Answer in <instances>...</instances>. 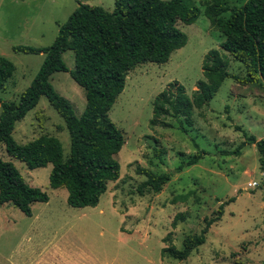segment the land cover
Returning <instances> with one entry per match:
<instances>
[{
    "label": "rangeland",
    "instance_id": "374dc122",
    "mask_svg": "<svg viewBox=\"0 0 264 264\" xmlns=\"http://www.w3.org/2000/svg\"><path fill=\"white\" fill-rule=\"evenodd\" d=\"M78 1L106 11L113 8L112 0H0V56L14 65L0 90V101L17 100L44 56L15 52L13 46H48ZM185 1L200 8L193 23H177L186 36L185 44L171 52L165 62H143L129 70L122 91L108 110V118L124 142L114 155L119 164L118 178L107 183L95 206H68L66 190L48 186L51 164L28 169L8 156L0 144V159L11 162L29 186L48 196L46 202L30 205L29 216L9 203L0 205V264L262 263L264 172L255 145L244 138H264V93L232 78L245 75L243 65L224 53L226 71L232 76L222 81L206 105L192 110V125L185 127V132L179 128L181 117H165L170 126L149 125L154 96L174 80L190 95L202 79L203 55L209 49L220 50L223 36L203 15V0ZM220 1L233 6L244 0ZM61 57L66 68L72 69V52L66 50ZM48 81L79 116L84 93L68 72H54ZM42 134L56 137L62 157L68 154L63 120L44 96L14 123L11 132L19 144ZM154 150L160 151V159ZM197 150L204 154L194 164L173 171ZM136 166L171 175L159 192L139 193L137 187L145 177L136 173ZM182 194H186L185 200H174ZM224 202L222 214L208 227L204 242L185 259L160 256L166 233H171L170 241L180 248L183 236L199 232L203 218L213 216ZM180 211L187 216L171 228L173 215Z\"/></svg>",
    "mask_w": 264,
    "mask_h": 264
},
{
    "label": "trees",
    "instance_id": "16d2710c",
    "mask_svg": "<svg viewBox=\"0 0 264 264\" xmlns=\"http://www.w3.org/2000/svg\"><path fill=\"white\" fill-rule=\"evenodd\" d=\"M112 1L111 11L78 1L46 47L13 46L15 52L43 53L44 56L17 100L0 101V144L5 153L28 169L51 164L48 186L52 189L63 187L65 202L73 208L95 206L107 183L118 178L119 164L114 155L124 140L108 118V110L122 91L126 74L143 62H165L171 52L186 42L177 23L191 24L200 12L197 5H190L185 0ZM202 4L203 15L210 26L223 36L220 50L209 49L203 55L202 79L196 82L190 95L174 80L154 96L150 126H170L165 117H181L179 128L185 132V127L192 125V110L206 105L222 81L232 76L226 71V54L240 62L245 70L244 76L232 78L244 85H254L264 93V0H244L233 6L220 0H203ZM223 13L227 15L223 16ZM66 50L73 54V68L69 70L61 57ZM13 70L12 62L0 56V90ZM58 71H67L83 90L84 107L79 116L74 115L70 102L48 81L49 76ZM40 96L45 97L63 120L69 139L65 157H62L60 142L54 136L42 134L22 144L12 138L14 123L36 105ZM244 139L255 145L258 164L264 172V138L255 140L249 135ZM241 146L242 143L238 148ZM233 152L237 153V150ZM159 154V150H154L157 159H160ZM202 154V150H197L186 160H181L173 171L194 164ZM135 170L145 177L137 187L139 193L159 192L171 175L170 172L156 174L139 166ZM47 199L44 191L24 181L11 162L0 159V205L9 203L29 216L33 202H46ZM176 199L183 201L186 194L177 195ZM224 204L226 202L219 204L213 216L203 218L204 225L199 232L185 234L180 248L170 241L171 233H166L161 240L166 245L160 248V256L185 259L204 242L208 227L219 219ZM186 216L185 211L175 213L170 221L171 228Z\"/></svg>",
    "mask_w": 264,
    "mask_h": 264
},
{
    "label": "built area",
    "instance_id": "2783aa9c",
    "mask_svg": "<svg viewBox=\"0 0 264 264\" xmlns=\"http://www.w3.org/2000/svg\"><path fill=\"white\" fill-rule=\"evenodd\" d=\"M249 185H250V186H251V185L253 186V185H254V182H253L252 184H249Z\"/></svg>",
    "mask_w": 264,
    "mask_h": 264
}]
</instances>
